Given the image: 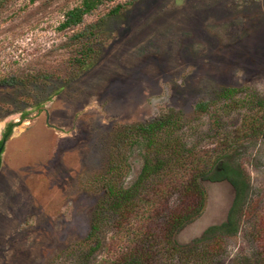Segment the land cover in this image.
Masks as SVG:
<instances>
[{
  "label": "rangeland",
  "instance_id": "374dc122",
  "mask_svg": "<svg viewBox=\"0 0 264 264\" xmlns=\"http://www.w3.org/2000/svg\"><path fill=\"white\" fill-rule=\"evenodd\" d=\"M81 1L0 0V81H11L0 83V139L14 124L0 153V264H125L126 249L164 211L145 201L130 225L118 229L107 217L96 242L86 237L106 178L130 186L150 153L130 128L161 116L178 141L165 155L176 180L220 161L243 168L248 195L218 263L256 264L264 251L256 234L264 227V0H112L61 28ZM200 184L204 205L174 233L179 247L231 206L227 181ZM154 254L155 264L193 263Z\"/></svg>",
  "mask_w": 264,
  "mask_h": 264
},
{
  "label": "trees",
  "instance_id": "16d2710c",
  "mask_svg": "<svg viewBox=\"0 0 264 264\" xmlns=\"http://www.w3.org/2000/svg\"><path fill=\"white\" fill-rule=\"evenodd\" d=\"M106 1L112 0H82L79 5L65 12L60 27L67 28L80 24L84 15ZM0 83L11 81L1 80ZM196 108L204 110L201 104H197ZM171 121L170 117L161 116L130 128V133L145 138L147 147L151 149L150 153L145 157L137 178L130 186L118 184L114 177L106 178L105 197L92 219L86 239L89 243L96 242L102 222L107 217L112 219V224L118 229L130 225L138 205L147 201L145 204L150 207L151 212L161 210L165 212L163 221L156 228H145L140 231L139 243L126 249L125 264H155L154 253L161 251L165 259L176 257L186 263L192 260V264H219L218 260L225 251L224 237L236 234L239 229L238 218L248 195V176L242 167L220 161L207 171L198 169L182 180L173 178L170 175L172 163L165 156L167 152L176 154L179 147L178 141L172 138L171 131L167 130ZM13 126V123L6 125L0 139V147L9 137ZM118 169V166L115 168L112 166L109 172L113 174ZM201 180L227 181L234 191L233 200L224 221L207 227L203 234L192 242L193 245L179 247L174 242V233L197 216L204 205L205 192L201 187ZM172 191L177 192V198L176 201L170 202ZM256 234L264 241V227L258 226ZM159 243H162L161 247H157ZM89 247L95 250V246ZM263 252L256 264H264ZM111 264L120 263L116 260Z\"/></svg>",
  "mask_w": 264,
  "mask_h": 264
},
{
  "label": "water",
  "instance_id": "95a60500",
  "mask_svg": "<svg viewBox=\"0 0 264 264\" xmlns=\"http://www.w3.org/2000/svg\"><path fill=\"white\" fill-rule=\"evenodd\" d=\"M2 147H0V153H1Z\"/></svg>",
  "mask_w": 264,
  "mask_h": 264
}]
</instances>
